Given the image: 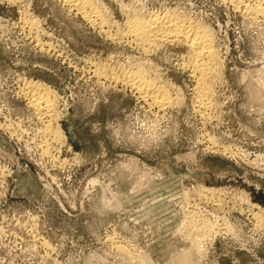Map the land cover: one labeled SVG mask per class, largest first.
Instances as JSON below:
<instances>
[{"label":"rangeland","instance_id":"obj_1","mask_svg":"<svg viewBox=\"0 0 264 264\" xmlns=\"http://www.w3.org/2000/svg\"><path fill=\"white\" fill-rule=\"evenodd\" d=\"M86 1L92 20L0 0V264H264V19L226 0ZM166 14L212 39L201 105L187 43L129 31ZM127 71L168 99L143 102Z\"/></svg>","mask_w":264,"mask_h":264},{"label":"bare ground","instance_id":"obj_2","mask_svg":"<svg viewBox=\"0 0 264 264\" xmlns=\"http://www.w3.org/2000/svg\"><path fill=\"white\" fill-rule=\"evenodd\" d=\"M61 1H63V3H65L67 5V7H69L71 10L76 11L77 13L81 14L83 17H85L89 20H92V18H95V16H96V12L93 11L88 6L89 2L87 3L86 0H61ZM226 1L235 10L242 11L244 13V15L249 16L252 19H255V18L264 19V0H226ZM258 19H256V20H258ZM131 21L132 22L129 23V31L133 34L132 36L136 37L140 41L146 40L149 42V44H150V42H152L151 44L154 45L153 42H156V40H161V39L165 40V39H169V38L171 39L172 38L171 40H173V39L174 40H180V41L185 42L184 44L187 43V47H189L191 49V51L195 57V58H193L194 60L192 59L194 62L190 66V68H191V73H192L193 77L195 78V84L196 85L194 88V93L197 96L196 102L198 104L202 103L203 99H202L201 95L203 93L205 95L207 94V90H208L207 80L209 78V73L211 71H213L212 70L213 64L211 63V61L213 59L212 58L213 55L216 54V53L213 54L214 53V51H213L214 47L212 48L213 45L211 44L213 42H210V40H212V39L209 40V38H207L208 35L206 36L205 32H203L202 29L198 30L200 27L198 28L197 26L190 24L191 23L190 19L188 20L189 23H186V21H184V19H182V18L179 19V16L175 17L172 15L166 14L165 16H162V15L161 16H153L147 20H144L142 18V20H138V19L133 20L132 19ZM195 23H197V22H195ZM206 32H207V30H206ZM135 41H136V39H135ZM120 42H121V39H120ZM188 63H190V62H188ZM128 71H127V73H125L123 75L122 81H124L125 82L124 84H127V86H129V88L134 89L137 92V94L140 96V99H142L143 102L147 101V102H150V104H152V105H158L159 106L163 101L165 102V100L168 99L165 96L166 93L163 92V90L160 86H158L157 84L155 85V83L153 84V83L143 79L137 73L128 72ZM106 79H108V78H106ZM31 88H30V91L26 92V94L32 93L30 95L34 98H37L36 95H38V94L34 93V92H36V90L34 88H32V89ZM41 96H43V97H41ZM44 96H45L44 94L43 95L41 94L40 97H38L39 100L44 98ZM196 96H195V98H196ZM36 101L37 100H35V99L32 100V102H35V103H32V106L36 110V112H38L39 115H42L43 117L47 116V118H48L49 116H51L50 115L51 103L49 104V102H48L49 100H47V99L44 100L45 101V103L43 105L44 108L41 107L42 105L40 104V101H37V102ZM205 105H206V102H205ZM51 114H53V113H51ZM39 115H37V116L39 117ZM43 123H45V122H43ZM53 161H54V159H53ZM214 203H215V201H214ZM222 210H223V208H222Z\"/></svg>","mask_w":264,"mask_h":264}]
</instances>
